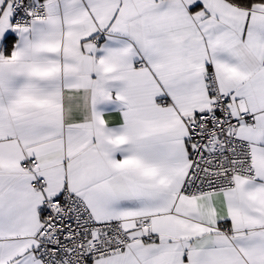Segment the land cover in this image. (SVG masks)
<instances>
[{
  "label": "snow or ice",
  "instance_id": "6c2138e0",
  "mask_svg": "<svg viewBox=\"0 0 264 264\" xmlns=\"http://www.w3.org/2000/svg\"><path fill=\"white\" fill-rule=\"evenodd\" d=\"M0 264H264V0H0Z\"/></svg>",
  "mask_w": 264,
  "mask_h": 264
}]
</instances>
